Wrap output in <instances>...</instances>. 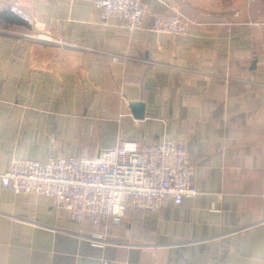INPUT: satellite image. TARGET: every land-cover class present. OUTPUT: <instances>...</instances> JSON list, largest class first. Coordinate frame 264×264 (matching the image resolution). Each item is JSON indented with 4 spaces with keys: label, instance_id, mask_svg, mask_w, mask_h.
Masks as SVG:
<instances>
[{
    "label": "crops",
    "instance_id": "0c3cea01",
    "mask_svg": "<svg viewBox=\"0 0 264 264\" xmlns=\"http://www.w3.org/2000/svg\"><path fill=\"white\" fill-rule=\"evenodd\" d=\"M14 2L32 23L0 25V176L13 160L184 141L197 196L93 226L0 181V264H264V0H141L135 33L86 1L0 0V13ZM167 5L199 26L151 30Z\"/></svg>",
    "mask_w": 264,
    "mask_h": 264
},
{
    "label": "built area",
    "instance_id": "2783aa9c",
    "mask_svg": "<svg viewBox=\"0 0 264 264\" xmlns=\"http://www.w3.org/2000/svg\"><path fill=\"white\" fill-rule=\"evenodd\" d=\"M82 1L97 8L103 20L117 19L129 33L142 30L145 8L141 0ZM9 11L27 25L32 23V17L17 3ZM167 11V15L154 18L151 30L183 38L190 26H199L179 7L167 5ZM27 37L50 43V39L39 40L40 36ZM194 175L184 141L167 140L147 147L122 141L97 157L85 154L78 158L49 156L44 162L13 160L0 181L3 188L16 194L49 197L53 206L66 211L73 222L116 227L130 207L159 214L166 200L178 206L184 199L195 198ZM91 241L106 243L101 235L93 236Z\"/></svg>",
    "mask_w": 264,
    "mask_h": 264
},
{
    "label": "trees",
    "instance_id": "16d2710c",
    "mask_svg": "<svg viewBox=\"0 0 264 264\" xmlns=\"http://www.w3.org/2000/svg\"><path fill=\"white\" fill-rule=\"evenodd\" d=\"M25 24L26 23L13 15L9 10L6 12L0 13V25L1 24Z\"/></svg>",
    "mask_w": 264,
    "mask_h": 264
},
{
    "label": "water",
    "instance_id": "95a60500",
    "mask_svg": "<svg viewBox=\"0 0 264 264\" xmlns=\"http://www.w3.org/2000/svg\"><path fill=\"white\" fill-rule=\"evenodd\" d=\"M129 106L135 119L140 120L143 118L144 105L142 103L135 102V103H131Z\"/></svg>",
    "mask_w": 264,
    "mask_h": 264
},
{
    "label": "rangeland",
    "instance_id": "374dc122",
    "mask_svg": "<svg viewBox=\"0 0 264 264\" xmlns=\"http://www.w3.org/2000/svg\"><path fill=\"white\" fill-rule=\"evenodd\" d=\"M14 3H16V2H14ZM13 3V4H14ZM12 4V5H13ZM18 4V3H17ZM11 5V6H12ZM18 7H19V5H18ZM28 32H27V34L29 35V36H32V37H37V36H41V35H43V36H48L47 34H44L43 32H32L31 30H27ZM48 43L49 42H44V41H42V44H47L48 45ZM50 44V43H49Z\"/></svg>",
    "mask_w": 264,
    "mask_h": 264
}]
</instances>
